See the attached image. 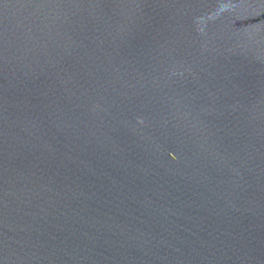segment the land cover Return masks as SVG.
<instances>
[{
  "label": "water",
  "instance_id": "obj_1",
  "mask_svg": "<svg viewBox=\"0 0 264 264\" xmlns=\"http://www.w3.org/2000/svg\"><path fill=\"white\" fill-rule=\"evenodd\" d=\"M0 264H264V0H0Z\"/></svg>",
  "mask_w": 264,
  "mask_h": 264
}]
</instances>
